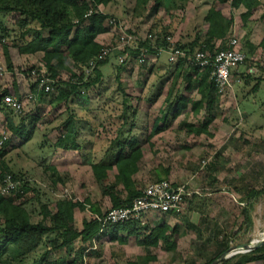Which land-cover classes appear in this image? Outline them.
Returning <instances> with one entry per match:
<instances>
[{
    "label": "rangeland",
    "instance_id": "rangeland-1",
    "mask_svg": "<svg viewBox=\"0 0 264 264\" xmlns=\"http://www.w3.org/2000/svg\"><path fill=\"white\" fill-rule=\"evenodd\" d=\"M170 1H177V6L170 7ZM212 1L186 0L180 6L179 0H169L156 17L149 7L151 4L133 13V0H114V4L106 9L100 7L99 10L112 16L122 31L134 34L141 40L146 38L152 29L160 32L167 27L170 28L173 42L185 44L191 41ZM259 2V6L245 25L240 17L244 13L243 8L222 10L224 16L233 17L230 37L238 40L239 49L244 53L246 60L237 72L233 73L231 88L223 95H218V103L211 113L212 122L208 126L212 137H195L182 128L183 122L199 127L206 121L205 110H200L194 116L188 106L178 119L170 121L169 129L152 140L155 154H145L134 177L136 187L142 190L155 182L152 174L154 170L159 172L160 169H168L169 176H162V180L185 186L188 191L195 193V200H186L191 201V206L189 203L185 204L178 218H173L172 215L147 216L156 223L163 219L170 228L178 227L179 238L176 241L174 256L171 257L159 248L136 247L133 239L122 247L103 237L98 243L94 241L88 247V250L96 252L90 264H204L225 245L229 249L254 246L263 238L262 200L254 205L251 212V232L246 236L238 233L242 220L240 211L245 208V192L251 188L260 189L264 185V50L259 46L264 36V21L261 19L264 16V0ZM14 20V15L1 18L2 23L12 33H16ZM118 31V28L115 30L111 27L108 37L100 41L101 46H117ZM135 45L132 44L131 47ZM248 45L252 47L251 55L248 54ZM151 56L153 55L147 57L146 63L141 66L126 62L117 74L119 58L112 53L106 59L107 64L99 69L101 81L85 93V100L53 107L49 102L52 96H56L54 93L46 96L41 104L37 101L25 102L21 114H13L12 121L18 124L21 118H29L38 113L39 121L33 125V136L27 144L23 145L19 140L12 139L10 134L5 132L3 118L0 116V135L11 142L7 148L6 161L26 174L31 186L42 195L43 202L65 198L82 202L88 198L91 203L99 205L101 213L111 208L108 198L101 197L91 176L90 166L103 160L110 141L115 138L121 125L119 118L124 103L126 107L131 108L130 115L134 106H139L133 134L150 129L149 126L159 116L169 86L166 81L174 65L165 63L164 54L159 57L161 61ZM40 58L39 54L24 56L21 57L20 63L24 69L32 66L39 68L42 66ZM0 64L6 68L1 54ZM243 74L250 78L246 83L241 77ZM64 78L65 75L62 79ZM11 80V75L6 71L0 78V92ZM179 82L180 79L178 84ZM256 82L260 83L259 87L252 93L251 89ZM185 96L192 101L199 99L195 89L185 93ZM155 97L158 99L146 112L147 101ZM69 113L78 122L80 150L76 153H63L53 148L62 133L60 125ZM47 165L58 169L64 183L52 186L53 177L49 172H43V167ZM90 216L88 211L80 213L75 210V228L81 229L82 220H89ZM32 220L36 218L32 217ZM42 251L43 248H40L31 254L28 262L37 259ZM248 252L242 251L233 256ZM57 256L53 252L48 258L54 259ZM147 256H155L156 261H140Z\"/></svg>",
    "mask_w": 264,
    "mask_h": 264
},
{
    "label": "trees",
    "instance_id": "trees-1",
    "mask_svg": "<svg viewBox=\"0 0 264 264\" xmlns=\"http://www.w3.org/2000/svg\"><path fill=\"white\" fill-rule=\"evenodd\" d=\"M166 1L169 0H133L132 12L135 13L151 4L149 7L156 17ZM176 2L170 1V7L177 6ZM179 2L182 6L186 0ZM111 4H114V0H0V54L5 63V70L12 78L0 93V116L3 118L5 132L9 133L12 139L19 140L23 145L30 142L33 125L39 121V115L36 112L29 118H21L19 123L15 124L12 121L14 113L2 104V97L9 95L21 99L25 94L31 93L35 96L34 101L41 104L46 96L56 93L49 104L54 105L53 107L61 104L67 106L71 102L85 100V93L101 81L99 69L107 64V60L100 62L88 76L84 74L83 69L103 49L96 39L110 31L107 21L113 17L99 9L100 7L106 9ZM259 4V0H213L199 27L194 31L191 41L185 44L174 42V46L185 52L188 57L196 51L213 53L217 49H223L225 47L223 41L230 37L233 17L224 16L222 10L243 8L244 13L240 17L245 25ZM89 12L91 14L86 17ZM8 15L15 17L13 25L16 33L8 30L1 21L2 17ZM261 19L264 21V16ZM148 34L155 36L156 48L167 46L165 38L173 37L170 28L167 27L160 32L152 29ZM150 43L146 40L143 42L137 40V49L127 48L125 55L136 57L140 49H146L148 53L154 54V46ZM259 46L264 50V36ZM248 48V54L251 55L252 47L248 45ZM38 54L41 55L40 63L45 69L46 77L55 82L52 94L37 92V84L29 82L28 78L29 72L35 67L24 69L20 63L21 57ZM123 65L125 63L119 64L116 68L117 74ZM170 74L166 81L169 82V86L162 101L163 108L149 126L150 129L133 134L139 106L136 104L130 115L131 108L126 107L124 103L119 118L121 125L116 131L115 138L110 141L103 160L90 166L91 176L101 197L108 198L111 208H126L140 195L141 190L136 187L134 181L140 161L146 153L155 154L152 140L169 129L170 121L178 119L188 106L194 116L200 110H205L206 121L199 127L183 122L182 128L195 137L201 135L212 137L208 132V126L212 122L211 113L218 103L219 94L210 80V70L200 71L187 60H179ZM241 77L244 83L250 79L244 74ZM259 84L256 82L251 89L252 93L256 92ZM56 89L58 91L55 92ZM192 89H195L199 96L196 101L185 96V93ZM157 97L147 101L146 112L155 104ZM77 123L76 118L69 113L60 125L62 133L53 145L54 150L63 153H76L80 150ZM10 143L0 135V186H3V181L7 177L16 186L6 194L0 192V264H90L96 252L88 250V247L94 241L98 243L103 237L122 247L133 239L136 247L159 248L171 257L174 256L176 241L179 238L178 227L170 228L163 219L159 223L145 219L144 223L128 222L108 226L100 234L99 220L102 219L103 213L100 212L99 205L91 203L88 198L82 202L66 198L43 202L42 195L31 186L26 174L15 166H10L6 161ZM41 148L42 146L39 147ZM43 172H49L53 177L52 186L64 183L55 166L47 165L43 167ZM152 174L155 177L153 183H157L164 181L162 176L166 178L170 172L168 169H160L159 172L154 170ZM192 199L195 200L193 195L190 197V200ZM190 200L185 202L191 206ZM261 200L264 201V185L260 189L251 188L245 192V208L240 211L242 220L238 230L242 236L251 232L253 227L251 212L254 205ZM188 209L191 211L190 207ZM75 210L80 213L88 211L91 214L89 220H82L81 229L74 226ZM167 215L179 217L178 214ZM32 217L36 220L33 221ZM40 248H43V251L38 258L28 262L30 255ZM228 249L225 245L204 264L213 263ZM53 252L58 256L54 259L48 258ZM155 259V256H147L140 261L147 263ZM232 261H235L233 264L256 262L264 264V244L248 253L222 260L219 264H230Z\"/></svg>",
    "mask_w": 264,
    "mask_h": 264
},
{
    "label": "built area",
    "instance_id": "built-area-1",
    "mask_svg": "<svg viewBox=\"0 0 264 264\" xmlns=\"http://www.w3.org/2000/svg\"><path fill=\"white\" fill-rule=\"evenodd\" d=\"M91 13L89 12L86 17ZM108 26L119 29L118 45L114 47H105L100 53L88 63L83 72L88 76L98 66L100 62L107 59L112 53L118 55L119 64L128 61L137 63L139 66L144 65L147 57L153 55L155 59L162 54L165 55L166 62L170 65H175L179 60H187L191 65L198 68L200 71L210 70V80L214 83L216 91L219 95H223L229 88H231V79L233 73L237 72L246 60L243 52L239 49L238 40L234 37H228L223 41L225 46L223 49H217L213 53L209 51H196L191 57H188L185 52L179 50L174 46V42L170 37L165 38L167 46L156 48L154 46L155 36L147 34L146 38L141 40L134 34H129L122 31L118 27V23L114 19L108 20ZM137 40L150 41V45L154 46V54L148 53L146 49H140L136 57L126 56L127 48L136 50ZM43 66L31 70L28 74L29 82L36 83L37 92L44 94H52L54 92V81L46 77ZM6 72L5 68L0 64V78ZM1 93V92H0ZM35 96L27 93L23 98L18 99L13 96L6 95L2 97L1 102L8 107L14 114H21L24 103L34 101ZM3 186H0V192L6 194L9 190L15 189V184L7 177L3 181ZM185 186L171 184L167 181L148 184L141 190L140 195L132 200L130 205L126 208H109L103 213L102 219L99 220V233L101 234L108 226L124 224L128 222L144 223L148 219V215H167L180 214L186 204L187 198L194 195ZM150 219V218H149ZM264 234V232H263ZM263 234L261 236H263Z\"/></svg>",
    "mask_w": 264,
    "mask_h": 264
},
{
    "label": "water",
    "instance_id": "water-1",
    "mask_svg": "<svg viewBox=\"0 0 264 264\" xmlns=\"http://www.w3.org/2000/svg\"><path fill=\"white\" fill-rule=\"evenodd\" d=\"M264 244V234H263V238L261 240H259L254 246H240V247H236L233 249H228L226 252H224L223 254H221L217 260H215L213 263L211 264H219L222 260H226L230 257H232L233 255H235V253H240L242 251L244 252H250L252 250H255L257 248H259L260 246H262Z\"/></svg>",
    "mask_w": 264,
    "mask_h": 264
},
{
    "label": "crops",
    "instance_id": "crops-1",
    "mask_svg": "<svg viewBox=\"0 0 264 264\" xmlns=\"http://www.w3.org/2000/svg\"><path fill=\"white\" fill-rule=\"evenodd\" d=\"M105 37H108V33L107 34H104V35H100L99 37H97V39H96V42L99 44V45H101L100 44V41L102 40V39H105ZM151 58H154L153 56H151ZM150 58V59H151ZM155 60H157V61H161V58H157V59H155ZM165 63H166V58H165ZM167 64V63H166ZM151 219V218H150ZM152 220V219H151ZM174 220V219H173ZM153 222H155L156 223V221L155 220H152ZM165 222V221H164ZM166 224V223H165ZM167 225V224H166ZM168 226V225H167ZM242 255V254H241ZM233 257V256H232ZM156 258V257H155ZM231 258V257H230ZM230 258H228V259H230ZM228 259H226V260H228ZM155 261H156V259H155ZM152 262H154V261H152ZM235 261H232L230 264H233ZM252 264H261V263H258V262H256V263H252Z\"/></svg>",
    "mask_w": 264,
    "mask_h": 264
}]
</instances>
